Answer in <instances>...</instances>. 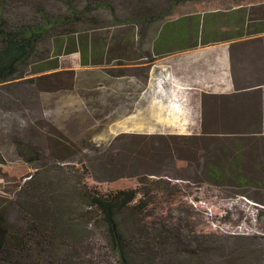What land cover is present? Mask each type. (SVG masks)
I'll return each mask as SVG.
<instances>
[{"label": "trees", "instance_id": "16d2710c", "mask_svg": "<svg viewBox=\"0 0 264 264\" xmlns=\"http://www.w3.org/2000/svg\"><path fill=\"white\" fill-rule=\"evenodd\" d=\"M22 1L30 2L34 12L15 20L5 16L14 0L0 3V86L24 78L48 43L58 52L65 47L72 53L79 51L77 43L84 42L83 51L80 50L84 65L89 64L88 45L94 38L95 56L104 54L102 50L108 46L119 50L127 46L133 54L131 59H146L152 64L161 57L197 47L200 41L207 44L243 35L255 22L256 10L252 7L264 3L198 1L190 11L178 13L176 8L191 0H165L166 6L162 4L164 0H55L61 8L53 13L49 10L52 0ZM123 6L129 8L130 16L118 13L117 8ZM105 10L118 25L138 27V33H128L129 38L124 40L113 38L109 45L107 40L98 43L96 29L79 30L88 24L100 27L101 12ZM226 10L228 28L223 30L220 14L215 17L217 22L210 15ZM160 22L161 31L150 39L148 29ZM37 68L38 72L44 69ZM141 75L146 83L150 72ZM119 76L126 75L121 72ZM179 138L193 154L203 151V171L213 183L228 179L240 186L264 189V179L243 172L246 159L233 152L234 148L242 149L241 143L202 135ZM18 151L36 171L16 199L25 225L9 226L0 212V264H94L96 258L105 261V256L108 261L111 257L112 264H264V242L256 237L246 238L248 243L244 247H228L213 235L198 234L197 225L184 222L182 216L176 222L159 217L162 204L179 196L178 184H172L170 179L144 175L135 186L104 189L92 182L84 162L66 170L49 166L44 152L35 144L19 141ZM258 159H254L256 164ZM253 168L256 172L257 167Z\"/></svg>", "mask_w": 264, "mask_h": 264}, {"label": "rangeland", "instance_id": "374dc122", "mask_svg": "<svg viewBox=\"0 0 264 264\" xmlns=\"http://www.w3.org/2000/svg\"><path fill=\"white\" fill-rule=\"evenodd\" d=\"M198 1L230 2L191 0L176 9L178 13L188 12ZM165 2L162 1L164 6ZM14 3L8 6L6 17L15 20L33 14L30 2L14 0ZM254 6V14L264 13V3ZM60 8L55 0L51 1V12L57 13ZM246 8L248 16L250 7ZM117 10L120 15L130 16L128 7ZM226 12L210 15L216 22L215 17L223 18V30L228 28ZM99 25L88 24L79 30L96 29L100 36L98 43L107 40L109 45L113 38L128 39V33L136 35L139 30L131 25H118L108 10L101 12ZM162 27L163 22L151 26L149 38H156ZM94 39L88 45L91 52L88 65H84L80 51L84 42L77 43L79 51L72 53L65 47L58 52L48 43L24 78L0 86V212L8 225L15 228L25 225L16 199L36 171L19 154L18 143L22 141L37 145L49 166L70 170L69 167L84 162L92 182L104 189L135 186L144 175L170 179L172 184H178L179 196L162 204L159 217L176 222L182 216L184 222L197 225L198 234L213 235L228 247H244L249 237L264 242V189L240 186L228 179L213 183L203 171V151L193 154L179 138L189 134L170 124L162 125L161 118L154 119L148 106L146 125L141 126L144 114L139 115L138 106H132L145 86L141 74L154 73L153 85L148 88L154 95L156 79L169 70L167 61L156 59L149 64L146 59H131L133 54L127 46L120 50L108 46L102 50L104 54L95 56ZM39 66L43 71H37ZM121 72L126 76L120 77ZM243 172L264 179V157L258 159V164L254 159H246ZM94 240L98 241L97 237ZM96 259V264H112L111 257V262L107 256L105 261Z\"/></svg>", "mask_w": 264, "mask_h": 264}, {"label": "crops", "instance_id": "0c3cea01", "mask_svg": "<svg viewBox=\"0 0 264 264\" xmlns=\"http://www.w3.org/2000/svg\"><path fill=\"white\" fill-rule=\"evenodd\" d=\"M253 17L243 35L200 41L197 47L159 58L169 66L164 72L174 83L173 99L148 91L155 78L150 73L133 105L144 114L141 126L146 125L148 106L161 124L187 135L241 143L242 149L233 152L245 159L264 157V13Z\"/></svg>", "mask_w": 264, "mask_h": 264}, {"label": "built area", "instance_id": "2783aa9c", "mask_svg": "<svg viewBox=\"0 0 264 264\" xmlns=\"http://www.w3.org/2000/svg\"><path fill=\"white\" fill-rule=\"evenodd\" d=\"M169 80H170V82H169ZM155 86H156L155 90H154L155 93H157L158 95L162 96L165 99L170 98L169 100H171L173 98L171 96V94L173 93L174 83L171 80L170 74H163L160 77H158L156 79V85Z\"/></svg>", "mask_w": 264, "mask_h": 264}]
</instances>
